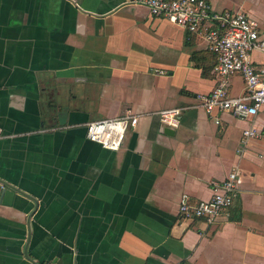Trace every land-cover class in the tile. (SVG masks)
Returning a JSON list of instances; mask_svg holds the SVG:
<instances>
[{
	"label": "crops",
	"instance_id": "crops-1",
	"mask_svg": "<svg viewBox=\"0 0 264 264\" xmlns=\"http://www.w3.org/2000/svg\"><path fill=\"white\" fill-rule=\"evenodd\" d=\"M207 1L264 24V0ZM216 63L133 0H0V264H264V136L245 143L251 121L198 106ZM167 108L184 109L179 128ZM127 112L140 119L120 150L88 140ZM232 172L224 215L182 218L184 196L210 200Z\"/></svg>",
	"mask_w": 264,
	"mask_h": 264
},
{
	"label": "built area",
	"instance_id": "built-area-1",
	"mask_svg": "<svg viewBox=\"0 0 264 264\" xmlns=\"http://www.w3.org/2000/svg\"><path fill=\"white\" fill-rule=\"evenodd\" d=\"M145 6L153 17L163 18L178 25L191 35L200 36L208 49L217 56L213 72L218 79L217 87L210 94L198 96V106L211 115L212 112H230L234 116L252 122L244 130V141L264 136V122L258 128L254 121L264 111V64L256 65L254 52L264 54V24L242 12H216L207 0H133ZM241 76L245 91L232 96L230 80ZM183 108H167L157 112L165 127L179 128ZM140 116L127 112L120 118L104 119L87 125L88 140L104 149L118 151L127 133L134 130ZM219 124V120L216 121ZM0 137L2 130L0 129ZM210 200L193 204L188 196L180 202L179 211L185 219H203L213 223L233 205L238 195V173L232 172L221 184H214Z\"/></svg>",
	"mask_w": 264,
	"mask_h": 264
},
{
	"label": "water",
	"instance_id": "water-1",
	"mask_svg": "<svg viewBox=\"0 0 264 264\" xmlns=\"http://www.w3.org/2000/svg\"><path fill=\"white\" fill-rule=\"evenodd\" d=\"M0 184H3V182H0ZM0 187H1V185H0Z\"/></svg>",
	"mask_w": 264,
	"mask_h": 264
}]
</instances>
